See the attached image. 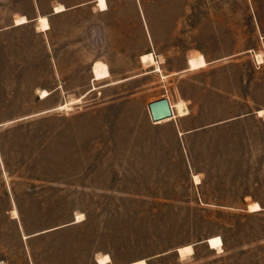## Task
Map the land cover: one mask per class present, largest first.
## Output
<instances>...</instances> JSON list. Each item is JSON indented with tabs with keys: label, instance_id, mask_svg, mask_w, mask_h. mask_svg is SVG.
Listing matches in <instances>:
<instances>
[{
	"label": "rangeland",
	"instance_id": "374dc122",
	"mask_svg": "<svg viewBox=\"0 0 264 264\" xmlns=\"http://www.w3.org/2000/svg\"><path fill=\"white\" fill-rule=\"evenodd\" d=\"M81 1L3 0L0 28ZM108 7L0 37V262L264 264V0Z\"/></svg>",
	"mask_w": 264,
	"mask_h": 264
},
{
	"label": "crops",
	"instance_id": "0c3cea01",
	"mask_svg": "<svg viewBox=\"0 0 264 264\" xmlns=\"http://www.w3.org/2000/svg\"><path fill=\"white\" fill-rule=\"evenodd\" d=\"M2 1L3 0H0V11H2L4 9V7H2ZM97 1L98 0H90V1H83L82 0L79 4L74 5V6H67V5L62 4V3H56L55 5H48L46 7L47 13H41L40 8H39L38 9L39 13H37V15H34V16H29V15H27V16H25V15H22V16H12L9 19V22L5 25V27H1L0 28V37L3 36V35H8V36L9 35H13V34L17 33L18 31H21V30H24V29H27V28L30 27V28H33L36 31L37 34H42L44 36V38H46V39L49 40L52 37H54V35H55V32H54V28H55L54 27V24L56 22L58 23V22H60L62 20H65L67 17H70V16H75V17L76 16H79V14H83L84 11L87 10V7H90V9L97 10L98 13H106L107 15H109V11H110L109 10V7H108L109 0H106L107 10L106 11H103V12H101L98 9V7H97V5H98L97 4ZM57 7H62L64 10L62 12H56L55 9ZM22 18H24L26 20V23L25 24H21V25L17 24V20L18 19H22ZM39 18H46L47 19V22H48V25H49V29L47 31L42 32L40 30V28H39V22H38L39 21ZM1 26H2V24H1ZM92 68H93V66H92ZM91 74H92V69H91ZM92 80H93V78H92ZM157 101H159V100H157ZM154 102H156V101H154ZM151 103H153V102H151ZM151 103H149L148 106ZM169 104L171 106L170 101H169ZM171 109H172V107H171ZM148 114H149V110H148ZM149 117H150V114H149ZM177 119H182V118H177ZM150 120H151V117H150ZM173 120H174V118H172L170 120H166L164 122L162 121V122H159V123H153L152 120H151V122H152V124L154 126H161V125H165V124L169 125V123H171ZM198 133H202V132L200 130H195V129L189 130V131H185V132H181V131L175 132V131H172V136L171 137L174 138V139H176V138L181 139L182 137L186 136L187 137V140H189V138H194L195 135H197ZM259 212H264V209L261 207V210ZM33 237H35V236H33ZM29 238H32V237H29ZM205 243L207 244V241ZM195 246L196 245L192 246V250H193V248ZM176 253L178 254V249L176 250ZM179 257H180V255H179Z\"/></svg>",
	"mask_w": 264,
	"mask_h": 264
},
{
	"label": "bare ground",
	"instance_id": "6f19581e",
	"mask_svg": "<svg viewBox=\"0 0 264 264\" xmlns=\"http://www.w3.org/2000/svg\"><path fill=\"white\" fill-rule=\"evenodd\" d=\"M97 4H98L97 7L101 12L107 10L106 0H98ZM63 10L64 9L62 7H57L55 9L56 12H62ZM38 22H39V28L42 32L47 31L49 29V25H48L46 18H39ZM25 23H26V20L24 18L17 20V24L19 25L25 24ZM140 61H141V64L144 66H152L155 64L153 56L151 54L141 56ZM40 95L42 96V99H44L47 96V93L41 92ZM63 110H67V106L66 107L64 106ZM260 113L263 114L264 112L262 111ZM172 114H173V111H172ZM194 180L195 182L199 183L198 182L199 180L197 177H195ZM260 210H261L260 206L256 203L251 205L249 209L251 213H257ZM14 216H17L15 212H14ZM207 245L209 249L218 251L223 248V241L220 237H212L207 240ZM192 253H193L192 246H185L183 248L178 249V254L180 255L181 258H185L186 256L192 255ZM110 263L111 261L108 256H103L102 258L98 260V264H110ZM132 264H146V262L144 260H141V261L134 262Z\"/></svg>",
	"mask_w": 264,
	"mask_h": 264
},
{
	"label": "water",
	"instance_id": "95a60500",
	"mask_svg": "<svg viewBox=\"0 0 264 264\" xmlns=\"http://www.w3.org/2000/svg\"><path fill=\"white\" fill-rule=\"evenodd\" d=\"M148 110L153 123H159L173 118L172 109L167 99L151 103L148 106Z\"/></svg>",
	"mask_w": 264,
	"mask_h": 264
},
{
	"label": "built area",
	"instance_id": "2783aa9c",
	"mask_svg": "<svg viewBox=\"0 0 264 264\" xmlns=\"http://www.w3.org/2000/svg\"><path fill=\"white\" fill-rule=\"evenodd\" d=\"M0 264H5L4 262H0Z\"/></svg>",
	"mask_w": 264,
	"mask_h": 264
}]
</instances>
